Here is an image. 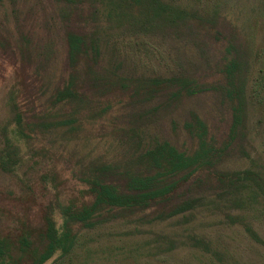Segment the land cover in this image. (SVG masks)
<instances>
[{"label":"rangeland","instance_id":"obj_1","mask_svg":"<svg viewBox=\"0 0 264 264\" xmlns=\"http://www.w3.org/2000/svg\"><path fill=\"white\" fill-rule=\"evenodd\" d=\"M174 1L203 6L220 40L121 22L103 0H0V158L8 140L17 152L13 171L0 166V238L16 245L24 224L42 250L45 214L60 228L61 207L91 204L94 176L123 185L126 175L145 172L142 154L158 142L194 153L198 138L186 128L193 114L218 148L227 146L221 171L264 177V0ZM69 32L87 41L83 97L57 104L69 75ZM230 50L246 97L236 137H230L234 110L221 72ZM183 76L200 79L206 91L172 98L173 90H165L149 101L108 92L107 80L116 77ZM18 113L29 138L17 132ZM210 189L193 195L201 200L195 211L175 218L159 221L154 210L114 217L116 210L93 228L72 222L77 239L70 254L59 251L46 264H264V199Z\"/></svg>","mask_w":264,"mask_h":264},{"label":"trees","instance_id":"obj_2","mask_svg":"<svg viewBox=\"0 0 264 264\" xmlns=\"http://www.w3.org/2000/svg\"><path fill=\"white\" fill-rule=\"evenodd\" d=\"M110 7V15L122 21H134L139 23L142 29H188L191 34L205 32L211 35L214 41L220 40L221 33L214 26H208L213 19L202 10L201 5L182 6L174 0H103ZM113 7V8H112ZM68 67L69 75L63 88L56 94L57 104L81 100L82 63L88 60L86 37L69 32L67 34ZM97 51L99 48H96ZM234 53V52H233ZM230 58L223 60L222 74L225 75L226 86L223 88L229 102L233 103L234 120L230 137H236L237 132L243 126L245 113L244 83L241 82V70L239 62L232 54ZM91 72L88 73L90 75ZM107 80V79H106ZM105 80V84L107 85ZM110 93L129 94L133 100H152L163 91L173 90L171 97H179L182 94L192 96L198 92H205L206 88H200L195 78L171 77L166 79L142 78L123 79L116 77L107 80ZM104 82V81H102ZM242 86V87H241ZM108 95V94H107ZM18 133L23 138H29L23 127V116L17 114ZM186 128L198 138V147L190 155L178 151L168 142H158L142 154L141 159L145 165V172L128 174L123 185L105 182L99 175L91 181L90 192L93 200L91 204H83L80 208L75 203L61 207L63 218L59 228L51 213L44 216V231L40 232L45 244L42 250L33 247L31 238L33 232L23 224V229L18 236L16 245L11 238H0V264L9 262L15 264L21 259L30 261V264H46L59 251L62 255L70 254L77 236L69 228L72 222L83 223L89 228L97 226L104 214H119L130 212H147L154 210L155 219L162 221L186 215L197 209L200 198L193 197L201 188L211 187L212 191L221 190L226 194L252 192L253 197L261 196L264 199V177L254 170L237 172H224L219 168L227 146L218 148L216 143L208 138L207 125L193 114L191 123ZM17 152L11 141H7L0 158L2 170L11 172L17 165ZM104 171L107 170L103 169ZM200 200V201H199ZM247 231L255 236L250 227ZM18 249L20 258L13 257V250Z\"/></svg>","mask_w":264,"mask_h":264}]
</instances>
